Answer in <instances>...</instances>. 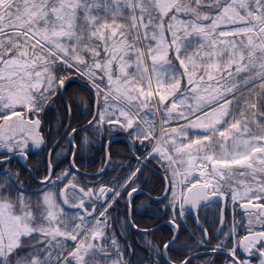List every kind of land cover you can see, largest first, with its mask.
<instances>
[{
    "label": "snow or ice",
    "instance_id": "obj_1",
    "mask_svg": "<svg viewBox=\"0 0 264 264\" xmlns=\"http://www.w3.org/2000/svg\"><path fill=\"white\" fill-rule=\"evenodd\" d=\"M0 264H264V0H0Z\"/></svg>",
    "mask_w": 264,
    "mask_h": 264
},
{
    "label": "trees",
    "instance_id": "obj_2",
    "mask_svg": "<svg viewBox=\"0 0 264 264\" xmlns=\"http://www.w3.org/2000/svg\"><path fill=\"white\" fill-rule=\"evenodd\" d=\"M111 147H112L113 155H117V154L123 155L128 150L127 149V142L124 140H119V141L115 142ZM99 162H100L99 156H97L94 161H90V163H93L96 165H98ZM163 227L164 226H161V228H163ZM134 239H135V237H134Z\"/></svg>",
    "mask_w": 264,
    "mask_h": 264
},
{
    "label": "rangeland",
    "instance_id": "obj_3",
    "mask_svg": "<svg viewBox=\"0 0 264 264\" xmlns=\"http://www.w3.org/2000/svg\"><path fill=\"white\" fill-rule=\"evenodd\" d=\"M161 226H164V223L161 222Z\"/></svg>",
    "mask_w": 264,
    "mask_h": 264
},
{
    "label": "flooded vegetation",
    "instance_id": "obj_4",
    "mask_svg": "<svg viewBox=\"0 0 264 264\" xmlns=\"http://www.w3.org/2000/svg\"><path fill=\"white\" fill-rule=\"evenodd\" d=\"M163 223V222H162Z\"/></svg>",
    "mask_w": 264,
    "mask_h": 264
}]
</instances>
